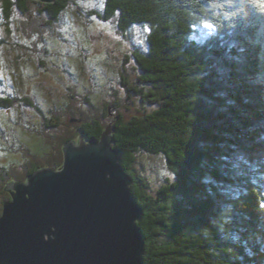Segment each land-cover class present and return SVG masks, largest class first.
<instances>
[{
    "label": "trees",
    "instance_id": "obj_1",
    "mask_svg": "<svg viewBox=\"0 0 264 264\" xmlns=\"http://www.w3.org/2000/svg\"><path fill=\"white\" fill-rule=\"evenodd\" d=\"M15 1L14 8L12 0H0L5 20L14 9L27 13L29 0ZM69 1L44 3L40 11L49 17L48 28L68 13ZM90 14L102 21L116 18L123 32L133 26L148 30L147 52L133 58L143 86L133 91L142 104L157 108L129 120L109 108L102 114L114 115L112 145L121 154L120 165L132 179L131 194L143 211L138 222L145 241L143 264L260 263L264 259V1L104 0ZM24 21L26 17L17 18L5 29L16 43L23 40V50L35 51L50 42L47 34L39 41L35 28L31 33L23 29L26 35L20 38L19 25ZM47 52L37 60L29 53H15L19 60L12 61L17 68L9 71V80L17 73L27 78L28 61L31 71L33 65L48 69L46 61L52 60ZM2 61L12 69L9 59ZM32 93L44 97L38 89ZM72 99L74 103L75 94ZM79 100L91 105L88 96ZM0 102L10 106L13 100L4 97ZM67 103L65 98L52 103L53 125ZM118 104L115 100L113 105ZM40 107L44 115L46 106L40 102ZM81 129L99 140L105 126L93 120ZM25 144L20 140L22 153L29 150ZM17 146L12 147L14 153ZM140 152L163 156L173 173V179H166L155 193L136 171ZM10 161L15 164L18 158ZM38 170L33 165L27 173ZM11 173L1 168L0 180L10 179Z\"/></svg>",
    "mask_w": 264,
    "mask_h": 264
},
{
    "label": "rangeland",
    "instance_id": "obj_2",
    "mask_svg": "<svg viewBox=\"0 0 264 264\" xmlns=\"http://www.w3.org/2000/svg\"><path fill=\"white\" fill-rule=\"evenodd\" d=\"M103 2L104 0H70L68 13L63 14L60 22L52 28H48L49 17L40 11L44 5L40 0H29L27 13L14 9L10 21L0 14V41H3L0 44V59H9V67L13 60H19L15 53H22L24 56L29 53V57L34 56L37 60L48 51L52 60L46 61L48 69L40 70L33 65V71L32 61H28L30 71L27 78L17 73L16 79L12 81L9 80L8 73L16 72V65L13 64L12 69L8 70L0 60V99L7 97L10 101L13 100L10 106H4L0 102V169L5 167L12 172L10 179L0 180V192L3 186L6 188L11 183L10 180L12 184H26L29 177L27 172L33 165H37L39 170L61 169L64 160L63 145L73 142L77 146L79 140L83 139L87 143L90 139L81 129L85 123L99 120L106 128L109 124L111 126L114 115L119 111L129 120L157 108L156 105L142 104L139 95L133 91V88L143 86L139 80L140 67L133 62V58L147 52V28L133 26L123 32L118 28L116 18L102 21L90 14L92 10L99 9ZM12 3L14 8L17 7L15 0ZM16 17L20 20L26 17V21L19 25L22 26L18 31L20 38L26 35L22 32L23 29L30 33L36 30L39 41L47 34L46 38L50 42L35 51L23 50V40H17L16 43L5 32L9 23L17 21ZM86 20L91 22L87 23ZM17 48L23 52H17ZM254 55L257 57L259 54L254 52ZM32 72H35L34 77ZM35 89L44 94L42 99L33 95L32 91ZM74 94L77 99L73 103ZM84 96L90 97L91 105L79 100ZM64 98L68 100L67 106L60 113L58 124L53 125L56 118H52L55 115L50 112L51 105ZM33 100L34 106L28 104ZM115 100L119 103L117 106L113 105ZM40 102L46 106L42 108L45 110L41 109L44 115L39 111ZM105 108H109L114 115L103 118ZM20 140L26 143L25 146H30L29 150L25 148V153L21 152ZM16 144L17 151L14 153L12 147ZM4 148L8 152L3 151ZM34 150L39 152L36 154ZM17 158L18 161L12 164L10 160ZM55 162L58 163L57 167ZM135 166L137 173L151 183L153 193L166 179H173V173L161 155L140 152ZM3 193L4 195L0 194V215L7 201L5 199L11 197L10 193Z\"/></svg>",
    "mask_w": 264,
    "mask_h": 264
},
{
    "label": "water",
    "instance_id": "obj_3",
    "mask_svg": "<svg viewBox=\"0 0 264 264\" xmlns=\"http://www.w3.org/2000/svg\"><path fill=\"white\" fill-rule=\"evenodd\" d=\"M110 133L109 124L99 140L63 145L61 169L7 185L0 264H143V211Z\"/></svg>",
    "mask_w": 264,
    "mask_h": 264
}]
</instances>
